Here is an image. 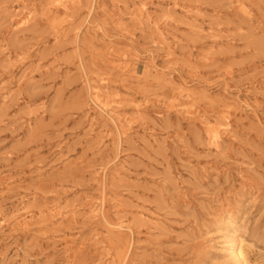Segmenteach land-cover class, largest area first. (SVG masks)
<instances>
[{
  "label": "rangeland",
  "instance_id": "obj_1",
  "mask_svg": "<svg viewBox=\"0 0 264 264\" xmlns=\"http://www.w3.org/2000/svg\"><path fill=\"white\" fill-rule=\"evenodd\" d=\"M232 241L264 264V0H0V264Z\"/></svg>",
  "mask_w": 264,
  "mask_h": 264
},
{
  "label": "bare ground",
  "instance_id": "obj_2",
  "mask_svg": "<svg viewBox=\"0 0 264 264\" xmlns=\"http://www.w3.org/2000/svg\"><path fill=\"white\" fill-rule=\"evenodd\" d=\"M25 1V0H24ZM20 11V10H19ZM23 11V10H22ZM20 14H21V11H20ZM29 20V19H28ZM22 25V24H21ZM21 25H19V26H21ZM169 40V39H168ZM7 96V95H6ZM6 96L4 97V98H6ZM210 129H209V133H210V138H211V140L213 141V143H215V145L216 146H219L220 145V141H221V139H222V131L223 130H225V129H227V128H229V125H230V120H229V117H226V119L224 120V122H221V121H219L218 119H217V121H214V122H212V121H210ZM234 130V129H233ZM223 134H225V133H223ZM210 145V144H209ZM213 146V145H212ZM223 146V145H222ZM221 149V148H220ZM219 149V150H220ZM93 205V204H92ZM91 205V206H92ZM95 206V205H94ZM47 208V207H46ZM50 209V208H49ZM48 209V210H49ZM19 210H20V208H19ZM26 210V209H25ZM57 210H58V208H57ZM92 210V209H91ZM94 211V210H93ZM14 212V211H13ZM31 212V211H30ZM48 212V211H47ZM53 212V211H52ZM51 212V213H52ZM59 215L61 214V210H59ZM87 212V211H86ZM96 211H94L93 212V214L95 213ZM99 212V211H98ZM46 213V212H45ZM72 213V212H71ZM17 214V213H16ZM15 214V215H16ZM19 214V213H18ZM17 214V215H18ZM53 214V213H52ZM68 214V213H67ZM48 215V214H47ZM58 215V216H59ZM8 216H10V215H8ZM56 216V215H55ZM57 216V217H58ZM91 216V215H90ZM7 217V216H6ZM49 217V216H48ZM61 217V216H60ZM7 218H11V217H7ZM46 218H47V216H46ZM225 218V217H224ZM6 219V218H5ZM26 219V218H25ZM45 220V219H44ZM43 220V221H44ZM53 221V220H52ZM117 222L115 221V224H116ZM118 224V223H117ZM120 224V223H119ZM124 225V224H123ZM121 226V225H120ZM118 228H120V227H118ZM121 232H122V229H119ZM230 245H231V253H232V255H234L235 257H238V258H240V260H241V264H249L248 263V260H247V258L244 256V251H243V248H240V247H238L237 246V243L235 242V241H232L231 243H230ZM229 245V246H230ZM253 264V263H252Z\"/></svg>",
  "mask_w": 264,
  "mask_h": 264
}]
</instances>
